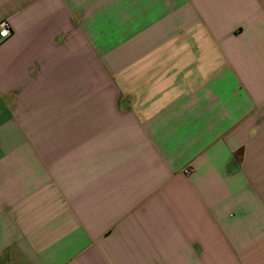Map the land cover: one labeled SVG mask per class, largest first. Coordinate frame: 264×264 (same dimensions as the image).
I'll return each mask as SVG.
<instances>
[{
	"label": "crops",
	"instance_id": "obj_1",
	"mask_svg": "<svg viewBox=\"0 0 264 264\" xmlns=\"http://www.w3.org/2000/svg\"><path fill=\"white\" fill-rule=\"evenodd\" d=\"M0 264H264V0H0Z\"/></svg>",
	"mask_w": 264,
	"mask_h": 264
},
{
	"label": "built area",
	"instance_id": "obj_2",
	"mask_svg": "<svg viewBox=\"0 0 264 264\" xmlns=\"http://www.w3.org/2000/svg\"><path fill=\"white\" fill-rule=\"evenodd\" d=\"M10 33V28L6 20L0 22V39L7 37Z\"/></svg>",
	"mask_w": 264,
	"mask_h": 264
}]
</instances>
